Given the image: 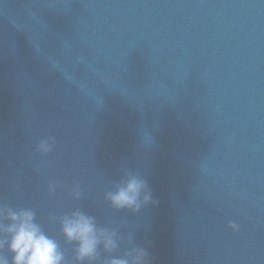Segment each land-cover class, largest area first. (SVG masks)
<instances>
[{"label":"water","instance_id":"95a60500","mask_svg":"<svg viewBox=\"0 0 264 264\" xmlns=\"http://www.w3.org/2000/svg\"><path fill=\"white\" fill-rule=\"evenodd\" d=\"M125 170L155 205H108ZM0 204L68 260L78 208L117 233L96 264H264V0H0Z\"/></svg>","mask_w":264,"mask_h":264},{"label":"clouds","instance_id":"9594fccd","mask_svg":"<svg viewBox=\"0 0 264 264\" xmlns=\"http://www.w3.org/2000/svg\"><path fill=\"white\" fill-rule=\"evenodd\" d=\"M52 146L50 140H41L37 151L46 155ZM55 189V184L49 185V193ZM70 195L73 200L80 199L79 183L73 184ZM105 200L112 209L133 214L143 206L156 203L146 181L129 170H125L123 180L105 194ZM49 222L58 224L59 236L65 244L74 245L71 260L66 259L58 240L38 222L33 209H12L0 204V264H96L98 249L113 253L119 247L115 229L100 227L93 216L78 208L61 216H50ZM227 228L238 232L239 224L230 221ZM104 264H149V259L143 247L131 246L123 256L113 257Z\"/></svg>","mask_w":264,"mask_h":264}]
</instances>
